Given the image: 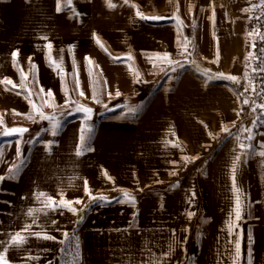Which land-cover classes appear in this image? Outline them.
Masks as SVG:
<instances>
[{
    "label": "crops",
    "instance_id": "obj_1",
    "mask_svg": "<svg viewBox=\"0 0 264 264\" xmlns=\"http://www.w3.org/2000/svg\"><path fill=\"white\" fill-rule=\"evenodd\" d=\"M260 1L111 0L116 7L109 8L105 0H72L71 9L57 12L56 0H0V80L20 85L21 72L27 76V90L0 84V131L29 129L22 136L0 135V176L21 165L14 179L0 181V251L9 248L10 264H264V113L255 104L252 117L240 120L231 80L217 75L248 72L246 26ZM130 4L162 19H141ZM185 40L187 52L180 46ZM49 41L56 64L46 58ZM14 49L20 52L15 67ZM165 52L178 63L154 55ZM28 91L54 120L13 115V109L31 111ZM78 105L92 109L90 120L76 111ZM60 109L70 111L65 117ZM82 125L92 128L86 133L91 150L78 156ZM239 143L251 148L241 150ZM238 155L237 221L232 166ZM85 180L92 196L107 200L90 201ZM40 193L57 203L61 194L79 199L72 207L82 211L57 207L27 215L43 208ZM25 225L56 239L29 236L24 245L10 247V237Z\"/></svg>",
    "mask_w": 264,
    "mask_h": 264
},
{
    "label": "snow or ice",
    "instance_id": "obj_2",
    "mask_svg": "<svg viewBox=\"0 0 264 264\" xmlns=\"http://www.w3.org/2000/svg\"><path fill=\"white\" fill-rule=\"evenodd\" d=\"M171 2V0H170ZM106 6L109 8H114L116 7L115 4H113L111 2V0H105ZM125 4H129L130 0H124ZM71 4H72V0H63V4H62V0H56V11L57 12H61L63 11L64 7H68L69 9H71ZM131 7L133 8H137V6L135 4H130ZM261 6L264 7V0H261ZM244 11H247V9H244ZM136 15L141 18V19H155V20H159L162 19L161 16H151V17H147L143 12H141L138 8L136 10ZM214 18V14L213 17H210V19ZM177 21L178 23H181L179 21V17H177ZM254 33H249V35H253ZM257 35H260L261 40H264V34L261 33H255ZM93 37L96 40V43L98 44V46H100L102 49H104L105 51H107V49L104 47L103 43L100 41V39L97 37L96 33H93ZM42 39L47 40V37H42ZM181 48L183 49L184 52H187L188 50V46H189V42L188 41H184L181 43ZM255 45H253L254 47ZM45 48L48 50V53L46 55V58L49 59V62L52 64H56V62L54 60L51 59V49H52V44L49 41L46 45ZM20 52L19 49H14L11 53V57L13 60V66L15 67L17 65L18 62V58H19ZM156 58L160 59L162 62H167L168 64H173V63H178L175 61H172L170 59H168L169 54L167 52L165 53H156L154 54ZM115 59L119 60V57H116ZM129 59H131V56H129ZM151 60V57L149 58ZM85 60L87 63L89 64H93L94 62L91 60V58L89 57H85ZM29 64H30V70L34 71L35 70V64L32 63V57H29ZM57 67H59L57 65ZM257 69H253V71H256ZM259 71L264 72V67H259L258 68ZM219 77H223L226 79L231 80L233 83H240V78L237 76H233V75H226L224 73H218L217 74ZM27 79V76L21 72V84L20 85H16L13 83V81L10 78L5 77L3 80H0V84H4L6 90H8L7 86L11 85L12 88H23L25 90H27V85L25 84V81ZM137 79L139 80V73H137ZM75 84H76V90L79 92L80 96H84V91L81 90L80 88V84H79V80L76 79L75 80ZM61 87L62 90L65 91V94L67 95V88L66 85H64L63 83V77H61ZM251 88V90L253 92H255V87L252 85V82L249 81L248 86L245 88V91H248V89ZM21 93L18 91L17 95H20ZM34 93H32L31 91H28V95L26 97V99H28L29 104H30V108L31 111L29 113H19L17 112L15 109L12 110L13 115H17V116H23L26 119H31L33 121H35V117L39 116L40 120H48V119H55L54 117L50 118L47 115L44 114V112L41 110V108L39 106H37L35 103L32 102L31 97L33 96ZM40 94L43 95L45 94V90L41 87L40 88ZM116 95H120V93L117 91ZM46 96L48 98H52L54 96V93L52 92V90H48L46 93ZM94 100H96L97 103H99L100 101L97 99V96L95 94V91L93 92V97ZM44 103L47 104L49 103L48 100H44ZM66 104L71 103L70 100H66L65 101ZM243 103L248 104L249 101L247 99H245L243 101ZM49 106H52L51 104ZM258 107L261 109V112L264 113V104L258 105ZM255 111V109H253ZM76 111L79 112H83L85 113V121L90 120L91 116L89 115L92 112L91 108L86 107L85 105H78L76 107ZM135 109L134 108H130L129 112H134ZM237 115H239V113H237ZM235 123V122H233ZM4 124V118L3 115L0 114V125ZM59 127V122L56 121L53 124V128L57 129ZM29 129L25 128V127H4L2 131H0V135L2 136H13V135H17V136H22L24 133L28 132ZM92 131V128L90 125L88 126H84L82 125L81 129H80V135H79V142L77 143V152L76 155H81L82 154V150L86 149V150H91V148L87 147V140H86V133L90 134ZM221 131L224 133H228L229 135H231L230 130L228 127L223 126L221 127ZM243 132H247L249 133V135L246 137V139L251 140L252 139V135H251V129L250 128H245L242 129ZM53 135L56 134L55 131H53L52 133ZM240 137H237V140L239 141ZM173 146L178 147V144H174ZM239 148L241 150H248L251 148L250 144H245V143H239ZM16 151H17V157L19 158L20 156V144L19 141H17V146H16ZM3 153L2 151H0V156H2ZM259 155L264 156V151L260 152ZM196 157H192L191 159H195ZM185 159H189L187 157H185ZM241 159V157L238 155L235 157V160L233 161V166H232V180H233V190L234 192L237 194L236 195V204H235V219L238 221L241 218V212H242V207H241V200H240V190L236 187L235 184V171H236V165L237 162H239ZM21 167V165L19 163L17 164H13L9 169H8V174L6 176H0V181L6 180V179H14L16 177L17 172L19 171V168ZM103 174L106 178H108L109 180L112 179V177H110L107 173L106 170H103ZM174 174V173H172ZM84 191L86 193L89 194V199L92 202H95L97 200H107L106 197L100 196V197H95L92 196L90 191H89V186H88V181L85 180L84 181ZM40 197H44L43 200H41V203L43 204V208H38V209H32L30 208L28 210L27 215L29 216H33L34 212H41V211H45L47 209H51V210H56L57 207H66L69 211L72 212H76V211H82V210H77L74 207H72L73 204H79L81 203V201L79 199H76L75 201L73 200H68L66 198H64L63 194H61V198L59 203H57V201L50 196H46L45 193H40ZM125 199L127 202L135 204V198L132 197L130 194L125 193ZM123 202V201H122ZM189 217H191L192 213L188 214ZM36 223V220L33 219V224ZM53 223H55V221H53ZM234 225L232 224V222L229 223V233H231L232 227ZM30 226L29 225H25L24 229L21 231L16 232L15 234H13L9 241L7 242L8 245L10 247H20L22 245H24L27 242V239L29 236H35L37 239H44V240H55L56 238L54 236L48 235L46 233L43 232H31L30 230ZM24 233H27V235H25ZM65 235H67V233H65ZM9 248L6 247L3 251H0V264H10L9 260L6 258L7 257V252H8ZM236 250L237 253L239 251V242L237 241L236 243Z\"/></svg>",
    "mask_w": 264,
    "mask_h": 264
},
{
    "label": "built area",
    "instance_id": "obj_3",
    "mask_svg": "<svg viewBox=\"0 0 264 264\" xmlns=\"http://www.w3.org/2000/svg\"><path fill=\"white\" fill-rule=\"evenodd\" d=\"M247 39L245 42V51L249 56V70L240 77V83L230 82L231 87L238 95L240 101V120L247 121L252 117V108L255 104H264V72L258 70L259 67H264V40H261L260 35L264 34V7L260 3L249 13L247 26ZM249 33H254L249 35ZM253 45H255L253 47ZM253 69H257L253 71ZM249 81L255 87V92L245 88ZM247 99L248 104L243 103Z\"/></svg>",
    "mask_w": 264,
    "mask_h": 264
},
{
    "label": "rangeland",
    "instance_id": "obj_4",
    "mask_svg": "<svg viewBox=\"0 0 264 264\" xmlns=\"http://www.w3.org/2000/svg\"><path fill=\"white\" fill-rule=\"evenodd\" d=\"M69 111H70V110H68V109H60V112H61L64 116H65ZM66 116H67V115H66ZM66 116H65V117H66ZM9 117H10V118H9L8 120L11 121V124H12V123L15 124V121H16V120H15V117H13V118H11V116H9ZM65 117H64V118H65ZM10 121H9V122H10ZM13 121H14V122H13ZM29 123H31V120L29 121ZM25 125H26V126L29 125L27 121L25 122Z\"/></svg>",
    "mask_w": 264,
    "mask_h": 264
}]
</instances>
